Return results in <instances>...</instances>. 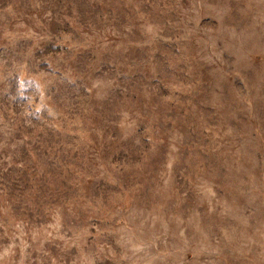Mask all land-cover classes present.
Listing matches in <instances>:
<instances>
[{"label": "rangeland", "instance_id": "1", "mask_svg": "<svg viewBox=\"0 0 264 264\" xmlns=\"http://www.w3.org/2000/svg\"><path fill=\"white\" fill-rule=\"evenodd\" d=\"M0 264H264V0H0Z\"/></svg>", "mask_w": 264, "mask_h": 264}]
</instances>
